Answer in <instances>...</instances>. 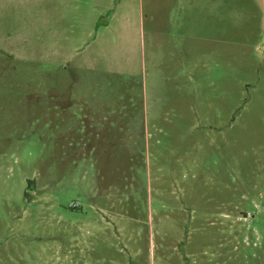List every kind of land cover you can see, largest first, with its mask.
Listing matches in <instances>:
<instances>
[{
	"label": "rangeland",
	"instance_id": "374dc122",
	"mask_svg": "<svg viewBox=\"0 0 264 264\" xmlns=\"http://www.w3.org/2000/svg\"><path fill=\"white\" fill-rule=\"evenodd\" d=\"M0 264H264V0H0Z\"/></svg>",
	"mask_w": 264,
	"mask_h": 264
},
{
	"label": "crops",
	"instance_id": "0c3cea01",
	"mask_svg": "<svg viewBox=\"0 0 264 264\" xmlns=\"http://www.w3.org/2000/svg\"><path fill=\"white\" fill-rule=\"evenodd\" d=\"M108 25L106 26V28H109L110 27V25H109V23H107Z\"/></svg>",
	"mask_w": 264,
	"mask_h": 264
}]
</instances>
